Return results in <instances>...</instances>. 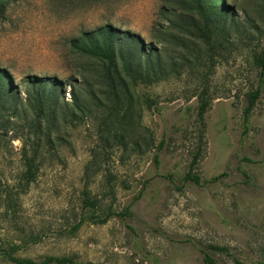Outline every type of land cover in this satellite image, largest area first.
Returning <instances> with one entry per match:
<instances>
[{
  "label": "rangeland",
  "instance_id": "374dc122",
  "mask_svg": "<svg viewBox=\"0 0 264 264\" xmlns=\"http://www.w3.org/2000/svg\"><path fill=\"white\" fill-rule=\"evenodd\" d=\"M222 3L234 8V28L213 58L186 62L187 49L170 42L166 56L175 54L182 65L177 72L130 85L140 149L113 145L93 167L94 153L101 150L99 114L63 122L54 144L41 147L35 180L26 183L23 142L0 145V252L14 250L40 263L66 256L94 264H206L202 250L214 244L233 255L209 250L218 264H234L233 257L264 264V90L244 121L248 93L258 82L255 56L264 49V0ZM163 4L0 0V71L22 95L27 77L55 78L70 101V41L111 24L149 43L164 21ZM203 95L209 108L194 169L201 177L197 184L184 178L198 148ZM84 199H96L98 207L86 206ZM93 213L109 218L96 223ZM0 264L15 263L0 258Z\"/></svg>",
  "mask_w": 264,
  "mask_h": 264
},
{
  "label": "trees",
  "instance_id": "16d2710c",
  "mask_svg": "<svg viewBox=\"0 0 264 264\" xmlns=\"http://www.w3.org/2000/svg\"><path fill=\"white\" fill-rule=\"evenodd\" d=\"M233 14L234 8L223 4L222 0H164L160 9L161 20L164 21L157 24L153 40L149 43L141 35L111 24L84 31L70 41L75 70V75L67 82L71 87L70 101L64 99L62 84L55 78L27 77V89L22 95L5 72L0 71V145L6 140L10 143L13 140L23 142L22 156L26 170L22 181L31 183L35 180L40 158L44 154L41 147L54 144V132L63 122L87 121L99 114L98 147L101 150L94 153L93 167L99 164V156L107 154L108 148L113 145H120L125 150L130 146L134 150L140 149L143 144L139 125L134 119L136 106L130 85L152 84L177 72L182 65L176 62L175 54L166 56L170 42L187 49L189 56H183L186 62H191L193 57L199 62L207 57L213 58L214 52L230 41L234 23L229 19ZM255 58L258 82L255 89L248 93L244 108L245 123L249 121L264 90V49ZM208 108L209 99L203 95L198 112L201 124L198 148L184 178L197 184L201 183V177L194 169L205 143V114ZM28 142L31 143L30 150L26 149ZM163 146L164 141L159 142L154 154L156 165L160 164L159 153ZM84 204L98 207L96 199H84ZM90 218L96 223H105L109 216L93 213ZM209 250L233 256L228 247L212 244L202 250L206 264H218ZM0 258L15 264H94L90 261L78 262L66 256H51L40 263L20 258L14 250L1 251ZM233 261L234 264H245L235 257Z\"/></svg>",
  "mask_w": 264,
  "mask_h": 264
}]
</instances>
